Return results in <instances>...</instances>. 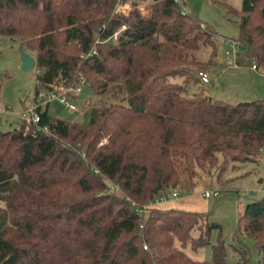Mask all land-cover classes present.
<instances>
[{
    "label": "trees",
    "instance_id": "trees-1",
    "mask_svg": "<svg viewBox=\"0 0 264 264\" xmlns=\"http://www.w3.org/2000/svg\"><path fill=\"white\" fill-rule=\"evenodd\" d=\"M117 1L0 0V36L34 57L41 88L82 78L97 96L87 123L49 114L47 101L37 122L18 115L15 127L0 129V264H226L224 241L211 261L183 251L220 229L205 213L158 202L144 216L135 208L172 188L192 191L202 171L221 183L231 162L257 160L264 99L204 96L198 72L212 57L197 55L217 32L183 3L151 0L142 10L144 0H132L121 14ZM229 11L246 64L264 68V0ZM122 24L115 42L95 43ZM93 47L96 55L82 57ZM237 231L264 264V195L244 204Z\"/></svg>",
    "mask_w": 264,
    "mask_h": 264
},
{
    "label": "rangeland",
    "instance_id": "rangeland-1",
    "mask_svg": "<svg viewBox=\"0 0 264 264\" xmlns=\"http://www.w3.org/2000/svg\"><path fill=\"white\" fill-rule=\"evenodd\" d=\"M132 0H126L128 7ZM137 1V0H136ZM151 0L140 2L139 8L144 7ZM185 7L194 11L199 18L211 26L217 32L213 48H204L197 56L206 62L211 58L208 69L210 83L201 82L200 86L212 94L213 99L224 100L232 103L253 99H264V68L253 70L251 65L246 64V47L236 43L239 29L238 15L229 10L241 9L242 0H179ZM234 45H231L230 42ZM215 54L212 56V51ZM231 54L227 55L226 51ZM20 43L17 38L0 36V102L8 103L12 110L8 113H0V129L7 130L15 127L18 121V111L24 106L31 105L35 96L36 86L45 91L37 84L36 69L34 66L27 70L21 68ZM26 52V51H25ZM27 53V52H26ZM236 55H239L236 58ZM237 59V61H236ZM171 82H183L175 78ZM46 92V91H45ZM48 94V93H47ZM46 99V97H45ZM76 109L70 110L57 99H49L47 110L53 116L68 120H76L81 123L88 121V102L97 103L95 96L87 83L81 84V90L75 98H71ZM247 175L241 176L247 172ZM206 172H201L196 187L186 193H201L205 188L216 187L221 190L219 196L206 197L205 214L206 222L217 223L220 229L211 232L209 244L193 249L189 243L183 248L188 257L199 261L212 260V246L218 241H224L227 247L226 264H244L239 248L247 251L248 264H259L261 259L260 250L254 245V240L237 231L238 219L243 211L244 204L249 197L264 195V148L257 160L231 162L228 165L221 183ZM180 195V194H179ZM180 195V196H181ZM203 195V194H202ZM205 197V196H204ZM200 231L193 230L192 236L198 237Z\"/></svg>",
    "mask_w": 264,
    "mask_h": 264
},
{
    "label": "built area",
    "instance_id": "built-area-1",
    "mask_svg": "<svg viewBox=\"0 0 264 264\" xmlns=\"http://www.w3.org/2000/svg\"><path fill=\"white\" fill-rule=\"evenodd\" d=\"M178 1L179 0H175V2H178ZM114 11L121 13V14H127L129 11V7L126 2L121 3L118 0L115 5ZM123 29H125V26L122 24L114 32H112L110 35H108L103 40L100 37H97L95 43H97L98 41L99 42L100 41L101 42H115L117 40L118 34ZM230 44L234 45V41L233 43L230 42ZM96 54H97L96 49L93 47L87 53L83 54L82 57L96 55ZM226 54L230 55L231 52L227 50ZM252 68L256 69V66L254 65V63L252 64ZM198 77L200 78L201 82L210 83V77L207 72L199 71ZM83 82H84L83 79L79 78L77 82H73L69 85H59L52 89L45 90L46 92L38 90L36 95L34 96L33 103L29 105L28 107H25L24 109L18 111V115L23 116V117H28L32 122H37L39 120V113L36 107L44 105L49 99H53V98L61 102L67 109H70V110L76 109V106L74 102L71 100V98H72V95H76L81 90V84H83ZM11 110H12V106L10 104L0 102V113H8ZM40 128L46 131L45 125L41 126ZM179 194H180L179 190L175 188L169 189L166 192H162L159 195H157L148 204H143L141 206L136 207L135 209L140 216H144L147 211L148 205L177 197ZM202 194L205 197H211L212 195L218 196L220 194V191L219 189L208 187L204 189Z\"/></svg>",
    "mask_w": 264,
    "mask_h": 264
},
{
    "label": "crops",
    "instance_id": "crops-1",
    "mask_svg": "<svg viewBox=\"0 0 264 264\" xmlns=\"http://www.w3.org/2000/svg\"><path fill=\"white\" fill-rule=\"evenodd\" d=\"M253 70H257V69H253ZM209 95L212 97L211 92H209ZM28 106H29V104H28ZM28 106L25 105L24 108L28 107ZM247 173H248V171L243 173V174H240V175L246 176ZM180 195H178L177 197L165 200V201H160L157 204L160 205L161 207H177V208L187 209V211H195V212L205 213V209H206L205 208L206 207L205 201H206V199H204V198H206V197H204L202 195V192L201 193H186L185 195H181V196ZM252 198L253 197H249V200H251ZM239 203H240V205H244V203L241 201Z\"/></svg>",
    "mask_w": 264,
    "mask_h": 264
},
{
    "label": "water",
    "instance_id": "water-1",
    "mask_svg": "<svg viewBox=\"0 0 264 264\" xmlns=\"http://www.w3.org/2000/svg\"><path fill=\"white\" fill-rule=\"evenodd\" d=\"M20 61H21V68L23 70H27L34 66L35 59L32 55L26 53L24 50L20 48ZM209 95V91L204 92V96Z\"/></svg>",
    "mask_w": 264,
    "mask_h": 264
}]
</instances>
